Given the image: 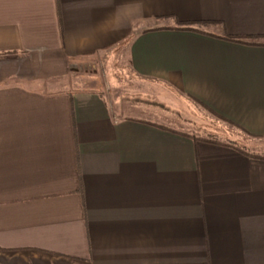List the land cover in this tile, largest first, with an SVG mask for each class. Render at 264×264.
Here are the masks:
<instances>
[{
    "label": "crops",
    "instance_id": "obj_1",
    "mask_svg": "<svg viewBox=\"0 0 264 264\" xmlns=\"http://www.w3.org/2000/svg\"><path fill=\"white\" fill-rule=\"evenodd\" d=\"M0 264H264V0H0Z\"/></svg>",
    "mask_w": 264,
    "mask_h": 264
},
{
    "label": "rangeland",
    "instance_id": "obj_2",
    "mask_svg": "<svg viewBox=\"0 0 264 264\" xmlns=\"http://www.w3.org/2000/svg\"><path fill=\"white\" fill-rule=\"evenodd\" d=\"M109 54L110 53L108 52H104L101 53V55L96 57L94 60H91L89 62L87 61L83 63H75L73 65L74 66L73 69L71 70V74H70L71 76L68 78L69 79L68 83L73 84L74 82H77L78 84L79 78L83 76L86 77L93 76L95 77L94 78L95 80H92L93 81L92 84L97 85L100 82V83H104L106 87L109 83L113 82L118 87L116 89L117 91H119V93H117L118 96L120 94L128 95L127 91H130L129 86H131L132 84L138 87L139 84L131 83V81H129L133 79L132 77L133 74L129 71L130 69L128 65L127 56L117 51L116 52L114 51L111 56H109ZM184 103L186 104V106H184V109L180 111L182 112L183 115L185 116L189 115V117L194 119V123H192L193 126L190 127L191 130L196 132L202 131L206 133L207 128L209 126L208 122L212 121L211 122L212 126L214 127L213 123H215L216 125L214 128H218L219 131L217 129H213V130L220 132L221 135L225 136L226 134H228L227 132L229 131L232 132L229 127L227 128L225 124H221L222 122L217 118H215L218 116H212L211 114H209L208 111H205L202 108L197 107V105H195L192 101L190 102V104L189 102H184ZM182 108L183 106H181V109ZM216 137L217 136H215V138ZM235 139L237 140V142H240L243 145V142L240 140V138L236 137Z\"/></svg>",
    "mask_w": 264,
    "mask_h": 264
},
{
    "label": "trees",
    "instance_id": "obj_3",
    "mask_svg": "<svg viewBox=\"0 0 264 264\" xmlns=\"http://www.w3.org/2000/svg\"><path fill=\"white\" fill-rule=\"evenodd\" d=\"M193 24L194 23H185L183 26H181L183 29H186V30H190L193 28ZM226 38L230 39V40H240V41H243L242 39H239V38H236V37H233V36H226ZM208 139V138H207ZM210 141H213V142H219L218 140L216 139H208ZM230 144V143H229Z\"/></svg>",
    "mask_w": 264,
    "mask_h": 264
}]
</instances>
